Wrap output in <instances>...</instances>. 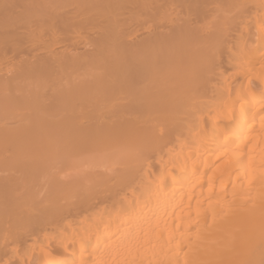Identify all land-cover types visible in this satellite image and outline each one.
I'll use <instances>...</instances> for the list:
<instances>
[{
  "label": "bare ground",
  "instance_id": "1",
  "mask_svg": "<svg viewBox=\"0 0 264 264\" xmlns=\"http://www.w3.org/2000/svg\"><path fill=\"white\" fill-rule=\"evenodd\" d=\"M0 264H264V0H0Z\"/></svg>",
  "mask_w": 264,
  "mask_h": 264
}]
</instances>
